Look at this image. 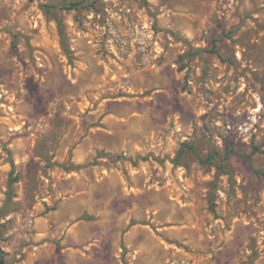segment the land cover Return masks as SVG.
Listing matches in <instances>:
<instances>
[{
    "label": "rangeland",
    "instance_id": "obj_1",
    "mask_svg": "<svg viewBox=\"0 0 264 264\" xmlns=\"http://www.w3.org/2000/svg\"><path fill=\"white\" fill-rule=\"evenodd\" d=\"M62 1L0 0L5 263L264 264V0Z\"/></svg>",
    "mask_w": 264,
    "mask_h": 264
},
{
    "label": "trees",
    "instance_id": "obj_2",
    "mask_svg": "<svg viewBox=\"0 0 264 264\" xmlns=\"http://www.w3.org/2000/svg\"><path fill=\"white\" fill-rule=\"evenodd\" d=\"M62 2H63V4H62V8L63 9H69V10H71V9H75V8L78 7V4L77 3H70L67 0H63ZM46 8L49 9L48 6ZM58 32H59L61 46H62V48H64L66 50L65 43H64V38H63V33H62L61 25H60L59 22H58ZM182 147L183 148L186 147V148L192 149V147L189 146V145H187V144H184ZM183 148L178 152V154H182L183 153V151H184ZM256 152H258V149L256 147H254L253 150H252V152L249 155L244 156L246 158V160L248 161L249 166H251V158H252V156ZM231 154H235V153L232 150H228L226 152V156H225L226 159L229 158V156ZM211 159H212V155H208L205 160H202V159H200L198 157V160L201 161L202 163H209L211 161ZM250 169H251V167H250ZM252 171L256 175H264V171H261V170H253V169H252ZM12 173H13V168H12L11 174ZM14 182H16V177L10 178L9 181H8L7 192H6V201H5L4 208H7L11 204V201L13 199V187H12V185H13ZM0 264H6L5 263V260L3 258V252L1 251V249H0Z\"/></svg>",
    "mask_w": 264,
    "mask_h": 264
}]
</instances>
